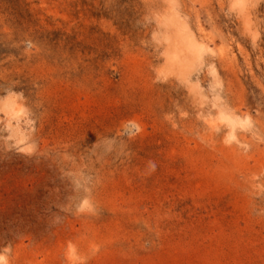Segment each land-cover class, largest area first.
I'll use <instances>...</instances> for the list:
<instances>
[{
	"label": "rangeland",
	"instance_id": "rangeland-1",
	"mask_svg": "<svg viewBox=\"0 0 264 264\" xmlns=\"http://www.w3.org/2000/svg\"><path fill=\"white\" fill-rule=\"evenodd\" d=\"M0 264H264V0H0Z\"/></svg>",
	"mask_w": 264,
	"mask_h": 264
},
{
	"label": "clouds",
	"instance_id": "clouds-1",
	"mask_svg": "<svg viewBox=\"0 0 264 264\" xmlns=\"http://www.w3.org/2000/svg\"><path fill=\"white\" fill-rule=\"evenodd\" d=\"M16 99L17 98L15 96H12L8 100L10 102V104L12 105V111L10 113V117H11V119L19 120V119L26 116V110L24 109L23 106L17 105L15 103ZM27 123L31 124V121H27ZM153 170H155V165H153Z\"/></svg>",
	"mask_w": 264,
	"mask_h": 264
},
{
	"label": "bare ground",
	"instance_id": "bare-ground-1",
	"mask_svg": "<svg viewBox=\"0 0 264 264\" xmlns=\"http://www.w3.org/2000/svg\"><path fill=\"white\" fill-rule=\"evenodd\" d=\"M239 5V4H238ZM194 49V48H193Z\"/></svg>",
	"mask_w": 264,
	"mask_h": 264
}]
</instances>
